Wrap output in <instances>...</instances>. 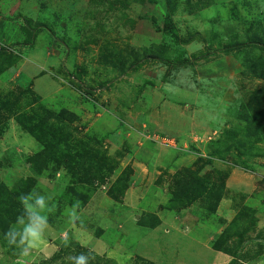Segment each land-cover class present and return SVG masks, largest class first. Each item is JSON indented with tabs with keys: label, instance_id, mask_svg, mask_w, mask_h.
Instances as JSON below:
<instances>
[{
	"label": "rangeland",
	"instance_id": "1",
	"mask_svg": "<svg viewBox=\"0 0 264 264\" xmlns=\"http://www.w3.org/2000/svg\"><path fill=\"white\" fill-rule=\"evenodd\" d=\"M1 47L0 264H264V0H0Z\"/></svg>",
	"mask_w": 264,
	"mask_h": 264
},
{
	"label": "trees",
	"instance_id": "2",
	"mask_svg": "<svg viewBox=\"0 0 264 264\" xmlns=\"http://www.w3.org/2000/svg\"><path fill=\"white\" fill-rule=\"evenodd\" d=\"M170 27V23L167 20H164V24L162 27H156L158 30L161 31H166L168 28ZM29 32V31H28ZM29 37L27 38L29 41L33 40V33L30 31L29 33ZM240 45H234L230 47H239ZM229 46H227L226 48H228ZM18 60V54L9 52L8 49L6 47H1L0 48V75L6 70V68L8 66L13 65L16 61ZM185 62H188V60H185ZM259 98V97H258ZM17 104V103H16ZM67 111H65L63 109V111H61L59 113V115L57 117L59 118H63L62 116H64V118H66ZM256 113V111H254ZM49 113H46L45 115H48ZM63 118V119H64ZM16 120L18 123L22 124L24 126V128H26V130L32 134L35 138H39V134L43 131L38 130L36 126H32L31 124H27L25 120L20 118V115L16 116ZM253 120V124L249 123L246 124V133L245 134H249V135H254V141H260V140H264V119L262 121H260V119H257L254 117L252 118ZM45 121V120H44ZM44 121H42L41 123H43ZM46 122H44L45 124ZM261 124L260 126H257ZM48 130V129H47ZM226 150H225V149ZM222 150L219 148L214 149L213 151H211V154H222V152L229 150L231 147L230 145H228L227 147L225 146ZM49 150L48 149H43L42 152L36 153L35 155H33L31 158H29L30 160V168L32 171H34L35 174H39V172L41 171V168L43 167V164L45 163V158L49 157ZM43 154V156L41 155ZM187 170V169H186ZM179 179H187V178H181L179 177ZM183 187H182V191H184L185 188L189 187V185L191 184L190 182L188 183V181L183 180ZM182 182V181H181ZM195 185L197 184L196 189L194 190V192H192V196L195 197H201L204 195L205 191H207L206 193H213V195L216 197H219L222 194V190L225 186V184L223 182L219 183L216 186H211L207 189V187L200 185V183L196 182L194 183ZM18 186L16 188H14V190L16 191V193L18 192V195L22 198L25 196L26 194V190H29L30 187L33 185V181L32 179L29 180L27 183H18ZM26 185V186H25ZM7 190H3V193H0V204H5L7 205L8 203H11V194L10 192H8ZM181 194V195H180ZM179 196H182V193H180ZM180 200V199H179ZM4 201V202H1ZM222 234V233H221ZM220 238V237H219ZM218 242V241H217ZM222 243V242H221ZM218 243L217 245L215 244V248L219 249V250H223L224 252H227L226 249H221L222 244ZM233 260V259H232ZM231 260V261H232ZM230 261V262H231Z\"/></svg>",
	"mask_w": 264,
	"mask_h": 264
},
{
	"label": "clouds",
	"instance_id": "3",
	"mask_svg": "<svg viewBox=\"0 0 264 264\" xmlns=\"http://www.w3.org/2000/svg\"><path fill=\"white\" fill-rule=\"evenodd\" d=\"M21 200L24 203L23 197L21 198ZM31 236L33 237L34 241L39 238V235L35 231L31 232ZM33 246H34V244H33ZM77 264H84V259L82 256L77 260Z\"/></svg>",
	"mask_w": 264,
	"mask_h": 264
},
{
	"label": "crops",
	"instance_id": "4",
	"mask_svg": "<svg viewBox=\"0 0 264 264\" xmlns=\"http://www.w3.org/2000/svg\"><path fill=\"white\" fill-rule=\"evenodd\" d=\"M231 180H232V179H231ZM224 259H225V257H222V258H221V260H224Z\"/></svg>",
	"mask_w": 264,
	"mask_h": 264
}]
</instances>
